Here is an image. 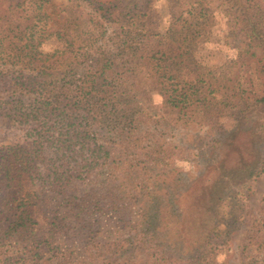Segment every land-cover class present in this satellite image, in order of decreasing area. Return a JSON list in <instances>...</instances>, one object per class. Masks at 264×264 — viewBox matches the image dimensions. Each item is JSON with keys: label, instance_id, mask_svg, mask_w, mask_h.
I'll list each match as a JSON object with an SVG mask.
<instances>
[{"label": "trees", "instance_id": "16d2710c", "mask_svg": "<svg viewBox=\"0 0 264 264\" xmlns=\"http://www.w3.org/2000/svg\"><path fill=\"white\" fill-rule=\"evenodd\" d=\"M47 2L0 0V110L10 125L28 129L24 143L0 151V247L23 250L24 263L64 249L81 253L79 261L63 254L70 264H140L126 257L135 253L164 261L172 244L159 226L161 210L177 190L161 194L155 179L169 172L167 159L193 155L192 147L168 142L165 128L220 130L230 117L248 128L255 153L264 147V90L239 82L252 63L264 77V7L259 0H168L159 10L156 0H90L87 18L57 26ZM215 13L230 18L243 40L245 69L235 61L230 79L203 74L196 55L201 21ZM51 38L62 49L46 54L41 47ZM231 171L228 180L248 184L264 173V157ZM218 183L229 190L225 178ZM221 188L209 192L208 223L175 264H219L228 241L219 229ZM102 217L118 230L140 225L134 241L112 249L116 259L97 242Z\"/></svg>", "mask_w": 264, "mask_h": 264}, {"label": "rangeland", "instance_id": "374dc122", "mask_svg": "<svg viewBox=\"0 0 264 264\" xmlns=\"http://www.w3.org/2000/svg\"><path fill=\"white\" fill-rule=\"evenodd\" d=\"M89 2L90 0H48L45 10L52 23L60 26L70 21L72 17L81 20L87 18L91 11ZM164 2L168 0H156L155 4L159 10L163 9ZM259 2L264 7V0ZM185 17H189L188 14ZM201 22L204 39L198 43L196 55L202 64L203 74L217 79H230L233 77L232 65L235 61L245 69V65L240 63L243 40L240 37L238 39L232 32L231 19L215 13ZM41 49L49 54L61 50L62 45L57 39L51 38L43 43ZM239 82L246 89L264 90V77H259L255 63H252L251 69L248 67L241 73ZM155 106L158 115H161L164 112L161 97L155 96ZM220 121L222 124L220 130L209 131L202 126H194L193 129L165 128L168 142L179 148L192 147L193 151V155L189 152L187 155L186 152L185 155L178 154L167 159L169 172L160 173L155 179L157 181L155 186L158 185L161 194L168 186L177 190L168 206L167 204L163 206L164 209L161 210L163 224H159L166 239L172 244V249L168 251L170 257L164 261H147L143 254L135 253L126 256L127 258H136L140 264H175L174 261L179 258V254L182 258L185 257L197 238L195 235L197 227L205 228L208 223L210 213L207 207L211 205L209 192L213 187L222 185L221 190L225 199L218 204L217 213L219 220L225 223V226L221 225L219 229L225 232L228 241L219 249V264H264V173L249 180L248 184L243 180L235 182L227 178L228 175L231 177L234 174L231 169L242 166V162L251 163L257 158L262 159L264 147H261L259 156L253 150L255 147L247 127L237 128L234 119L230 117ZM27 131L25 127L10 125L0 110V151L4 147L24 143ZM222 178L229 183L227 191L224 190L225 184L218 183ZM147 206L153 205L149 201ZM142 207L143 202L136 209L137 219L138 215L143 214ZM149 212L155 217V210L151 209ZM109 219L102 217L104 226L99 230L97 228L96 239L104 252L111 249L107 256L116 259L118 256L112 249L119 241H134L140 231V225L133 229L118 230L108 226L114 225L111 222L113 220ZM180 250L184 253H180ZM79 252L74 249L68 252L64 249L57 255H53V251L45 252L40 259L27 255L24 263L22 254L25 252L7 245L0 247V264H70L63 254L78 258L79 261L82 258ZM19 259L21 262H18ZM190 263L196 264L193 259H190Z\"/></svg>", "mask_w": 264, "mask_h": 264}]
</instances>
